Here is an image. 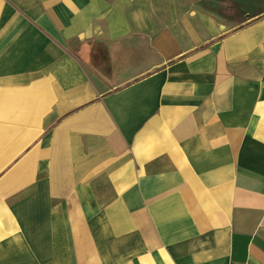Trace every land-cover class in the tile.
Here are the masks:
<instances>
[{"label": "crops", "instance_id": "obj_1", "mask_svg": "<svg viewBox=\"0 0 264 264\" xmlns=\"http://www.w3.org/2000/svg\"><path fill=\"white\" fill-rule=\"evenodd\" d=\"M0 264H264V0H0Z\"/></svg>", "mask_w": 264, "mask_h": 264}]
</instances>
